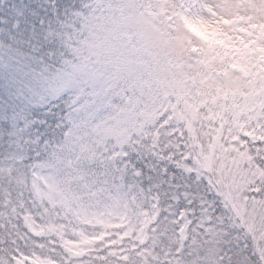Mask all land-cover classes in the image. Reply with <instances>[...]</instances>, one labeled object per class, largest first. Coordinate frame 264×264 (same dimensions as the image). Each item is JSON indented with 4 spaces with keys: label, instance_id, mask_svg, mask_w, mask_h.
I'll return each instance as SVG.
<instances>
[{
    "label": "snow or ice",
    "instance_id": "6c2138e0",
    "mask_svg": "<svg viewBox=\"0 0 264 264\" xmlns=\"http://www.w3.org/2000/svg\"><path fill=\"white\" fill-rule=\"evenodd\" d=\"M0 264H264V0H0Z\"/></svg>",
    "mask_w": 264,
    "mask_h": 264
}]
</instances>
